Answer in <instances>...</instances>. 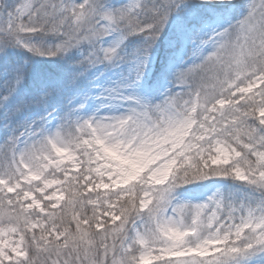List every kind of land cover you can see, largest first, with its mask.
Returning a JSON list of instances; mask_svg holds the SVG:
<instances>
[{
	"label": "snow or ice",
	"instance_id": "6c2138e0",
	"mask_svg": "<svg viewBox=\"0 0 264 264\" xmlns=\"http://www.w3.org/2000/svg\"><path fill=\"white\" fill-rule=\"evenodd\" d=\"M0 264H264V0H0Z\"/></svg>",
	"mask_w": 264,
	"mask_h": 264
},
{
	"label": "rangeland",
	"instance_id": "374dc122",
	"mask_svg": "<svg viewBox=\"0 0 264 264\" xmlns=\"http://www.w3.org/2000/svg\"><path fill=\"white\" fill-rule=\"evenodd\" d=\"M211 188H212V185L209 184V187L207 189H204L203 192L200 194V196L198 198H202L203 194L207 193Z\"/></svg>",
	"mask_w": 264,
	"mask_h": 264
},
{
	"label": "trees",
	"instance_id": "16d2710c",
	"mask_svg": "<svg viewBox=\"0 0 264 264\" xmlns=\"http://www.w3.org/2000/svg\"><path fill=\"white\" fill-rule=\"evenodd\" d=\"M67 197H65V199H66ZM61 203H63V202H61Z\"/></svg>",
	"mask_w": 264,
	"mask_h": 264
}]
</instances>
